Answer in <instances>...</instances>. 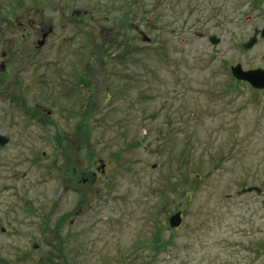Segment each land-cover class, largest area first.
Segmentation results:
<instances>
[{"label": "rangeland", "instance_id": "1", "mask_svg": "<svg viewBox=\"0 0 264 264\" xmlns=\"http://www.w3.org/2000/svg\"><path fill=\"white\" fill-rule=\"evenodd\" d=\"M254 28L264 0H0V262L264 264V89L229 70L264 69Z\"/></svg>", "mask_w": 264, "mask_h": 264}, {"label": "flooded vegetation", "instance_id": "2", "mask_svg": "<svg viewBox=\"0 0 264 264\" xmlns=\"http://www.w3.org/2000/svg\"><path fill=\"white\" fill-rule=\"evenodd\" d=\"M0 54H6L4 51H2ZM8 79V78H7ZM5 80H6V77H5ZM9 88H12L14 89L15 91H17L18 89H22L23 88V85L20 84V83H13V82H6V81H3V82H0V97L1 98H6L8 97V89ZM12 100V99H11ZM41 113H45V109L40 106L39 104H35L29 111H26L24 113V116L23 117H26L28 121L30 122H35L37 126H41L43 127L44 125L46 126V120L43 119L41 120L39 118V114ZM0 134L2 135V137L6 138V141L3 145H0V149H4L5 146H8L9 144H11V142L13 143V141H11V138L3 133L0 132ZM31 141V140H30ZM57 148H59V150L61 151H66L69 149V146L65 144V146H63V143L58 140V142L55 143ZM26 145H30V142L29 143H26ZM67 146V147H66ZM27 147V146H26ZM24 148V147H23ZM61 148V149H60ZM27 150V151H26ZM25 151L27 153H31L32 151L27 148L25 149ZM66 165H70L69 163H67ZM70 171V174L74 175V176H77L78 174H80V181L82 183H86L87 180H89V177H87L85 174H81V172H77L76 169L74 168H71L69 166V169ZM64 172H66V170H64ZM103 173V172H102ZM97 173L95 172H91L90 173V180H93L95 178ZM25 174H23L24 176ZM71 184V182H70ZM69 184V185H70ZM256 194H261V188H260V192L259 193H256ZM21 200L23 201V198H21ZM264 204V202L262 203ZM0 230L1 232H4V228L2 226H0ZM37 250H39V244L37 242H33L32 244V248H30L29 250H18L19 252L17 253L16 257H17V260L20 264H25L26 261H29L30 258H28L29 256H33L35 254H38V259L36 260L37 263H40L43 261V259L45 260L46 264H54V260L51 258L52 256V250H49L48 252H46L45 254H42V253H35ZM7 262L3 259H1V262L0 264H6ZM44 264V263H43Z\"/></svg>", "mask_w": 264, "mask_h": 264}, {"label": "water", "instance_id": "3", "mask_svg": "<svg viewBox=\"0 0 264 264\" xmlns=\"http://www.w3.org/2000/svg\"><path fill=\"white\" fill-rule=\"evenodd\" d=\"M257 34L260 37L264 36V28H261L260 30H257L256 28L253 30L251 36L244 41L241 46L244 49H248L251 46H253L257 40ZM45 33L41 34V37L43 38ZM41 43V39L37 41V44ZM262 58L264 60V54L262 55ZM230 74L233 78L241 81H246L251 88L253 89H264V69L256 67L252 69H242L239 63H236L234 65H231L229 67ZM6 141V138L2 137L0 134V145H3ZM103 167V164L100 165V168ZM249 191H255L256 193L260 192V188L258 186H247L244 188H241L239 191H237V194H240L241 192H249ZM264 206V204H263ZM168 226L169 227H177L180 224L181 221V215L180 211L177 210L173 212L170 216H168Z\"/></svg>", "mask_w": 264, "mask_h": 264}, {"label": "trees", "instance_id": "4", "mask_svg": "<svg viewBox=\"0 0 264 264\" xmlns=\"http://www.w3.org/2000/svg\"><path fill=\"white\" fill-rule=\"evenodd\" d=\"M57 137V136H56ZM56 142H58V139L56 138ZM65 156V155H64Z\"/></svg>", "mask_w": 264, "mask_h": 264}]
</instances>
